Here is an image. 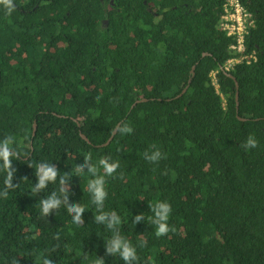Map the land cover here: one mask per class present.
<instances>
[{
    "label": "trees",
    "instance_id": "trees-1",
    "mask_svg": "<svg viewBox=\"0 0 264 264\" xmlns=\"http://www.w3.org/2000/svg\"><path fill=\"white\" fill-rule=\"evenodd\" d=\"M241 1L257 60L229 73L240 55L221 28L227 0H14L10 15L0 6V140L12 136L20 154L18 186L0 197V264H124L106 254L112 231L94 222L92 177L75 172L88 154L120 164L105 176L104 211L121 217L137 264H264V0ZM123 123L133 132L106 145ZM249 136L258 147L246 151ZM157 149L166 158H144ZM42 162L71 172L83 225L63 205L41 215L39 201L60 188L32 191ZM157 202L171 205L175 228L162 237L147 220Z\"/></svg>",
    "mask_w": 264,
    "mask_h": 264
},
{
    "label": "clouds",
    "instance_id": "clouds-1",
    "mask_svg": "<svg viewBox=\"0 0 264 264\" xmlns=\"http://www.w3.org/2000/svg\"><path fill=\"white\" fill-rule=\"evenodd\" d=\"M0 6L6 10V14H11L15 10L14 0H0ZM133 128L127 123L117 125L110 131L111 136L131 134ZM14 138L12 136H6L3 140H0V170L5 173L4 189L0 191V197L7 198L9 190H14L18 185L13 183L16 170L12 166L13 158H20V154L16 151L12 145L14 144ZM246 151L249 149H255L258 147V141L249 136L244 144L241 145ZM144 158L151 163H158L161 159L166 158L160 150L144 153ZM91 154L84 157V163L77 165L75 172L80 174L87 173L91 179L87 184V189L92 196V203L96 206L98 212L94 216V222L96 224L104 225L108 230L112 231L111 238L105 243V250L107 255L117 256L124 261V264H137L139 257L137 255L136 248L126 240L120 234V226L122 224L121 217L115 212L104 211V203L107 199L108 193L105 188L106 180L105 176H114L120 167L119 162H113L110 157H102L99 160V166L91 163ZM31 167V165H29ZM103 169V174L100 173V169ZM85 169L87 170L85 172ZM35 176L37 182L35 183L32 191L39 194L45 191L50 184H55L58 180L60 188L59 193L53 191L46 198L39 201L41 215L48 217L52 212L57 211L62 205L67 208L68 213L72 216L73 222L78 225H83V216L85 213L84 206L81 203H69V195L71 188V172L63 173L57 169L54 164L42 162L37 165L35 170ZM120 178H123V173L120 174ZM151 212L153 216L147 217V220L152 225H155V235L157 237L166 236L169 232H175V228H172L168 224V220L171 214V205L167 202H157L151 206ZM144 215H136L132 222L134 224L145 221ZM57 235V239H58ZM143 245V242L141 244ZM12 264H19V260L15 257L12 259ZM42 264H54V261L50 258H43ZM97 264H104L103 259L97 261Z\"/></svg>",
    "mask_w": 264,
    "mask_h": 264
},
{
    "label": "built area",
    "instance_id": "built-area-1",
    "mask_svg": "<svg viewBox=\"0 0 264 264\" xmlns=\"http://www.w3.org/2000/svg\"><path fill=\"white\" fill-rule=\"evenodd\" d=\"M225 14L222 16L221 28L226 31L228 36L235 38V44L232 46V50L240 56L229 60L222 71L229 73L237 64L251 63L256 61V54H248V48L246 44L247 36L250 33L252 27H254V20L241 0H227L225 4ZM217 73H212L213 84L219 89V83L217 80Z\"/></svg>",
    "mask_w": 264,
    "mask_h": 264
},
{
    "label": "water",
    "instance_id": "water-1",
    "mask_svg": "<svg viewBox=\"0 0 264 264\" xmlns=\"http://www.w3.org/2000/svg\"><path fill=\"white\" fill-rule=\"evenodd\" d=\"M204 56H206V54H204ZM195 70H196V66H194L193 67V70H192V74H193V76L195 75ZM192 81V80H191ZM191 81H190V83H191ZM187 91V89H185L184 90V93ZM179 97H181V95L179 96ZM239 99V94H237V100ZM143 101H147L146 99L145 100H143ZM140 101H138L136 104H138ZM242 119V118H241ZM36 129H37V125H35V132H34V136L36 135ZM83 136V138L84 139H86V140H88V138L86 137V136H84V135H82ZM113 138H114V136H112L110 139H109V141L106 143V145H109L111 142H112V140H113Z\"/></svg>",
    "mask_w": 264,
    "mask_h": 264
}]
</instances>
